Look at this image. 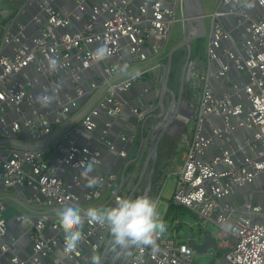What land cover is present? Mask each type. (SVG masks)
<instances>
[{
    "label": "built area",
    "instance_id": "built-area-1",
    "mask_svg": "<svg viewBox=\"0 0 264 264\" xmlns=\"http://www.w3.org/2000/svg\"><path fill=\"white\" fill-rule=\"evenodd\" d=\"M246 2L254 6L249 8ZM74 3L75 10L68 11L55 7L53 1H44L40 13L31 20L36 28L34 36L26 32V25L17 24L16 18H4L1 22L0 142L9 140L16 146L0 153V190L32 189L28 206L60 210L73 204L86 211L78 203L80 199L93 204L110 191L116 192V203L118 197L132 198L135 192L129 194L124 184L113 189L119 182L118 173L93 176L102 183L82 188L81 163L95 161L94 166L100 165L101 152L80 146L78 137L89 136L97 129L100 110L118 117L123 110L119 97L135 82L131 78L115 81L120 71L109 62L120 59L125 51L132 62L147 61L148 52L160 54L176 21L177 10L183 25L186 12L185 0H74ZM226 8L232 10L227 12ZM228 15L236 19L232 28L225 22L230 18ZM211 19L207 56L215 67L212 77L230 81V73L235 71L241 80L233 84L231 94L224 96L202 87L192 131L180 135L187 152L171 200L196 213L202 224L211 223L224 230L220 237L222 246L230 249L216 264H222L223 260L229 264H264V225L253 219L262 212V207L247 203L237 210L228 202L220 203L222 198L235 196L239 188L264 176V0H220ZM82 21V31L72 32L73 25ZM12 26H17L16 34L11 32ZM101 45L112 52L107 61H102L108 63L102 68L99 66L102 62L92 60V53ZM6 46H13L11 55L2 53ZM49 56L59 58L60 67L55 72L49 71ZM86 72L87 75L99 72L107 84L106 94L79 114L77 121L70 122L81 102L96 95L101 82L98 78L86 80ZM189 74V78L199 81L192 70ZM42 94L55 96L51 107L40 106L37 97ZM10 112L16 118L8 122ZM134 113L140 120L145 118V113L138 109ZM23 130L32 142L48 139L50 142L44 147L21 148L14 140ZM135 140V133L121 136L125 145H132ZM216 141H224L225 145L209 159ZM107 145L114 149L111 142ZM53 153L55 161L50 160ZM126 156V152H121V157ZM67 170L73 175L70 183L65 176ZM261 186L264 190V180ZM76 188L82 189L80 197L74 194ZM159 197L160 194L156 200ZM7 208L8 203L1 200L0 260L8 255L10 264H89L94 254L100 255L103 246L102 257L110 254L106 251L111 239L108 228L86 220L83 240L76 252L66 256L59 218L51 219L44 214L26 231L32 254L22 259L20 237L4 241L10 225L5 217ZM236 210L244 214L234 218ZM27 219L28 215L21 212L13 222L20 225ZM48 228L54 232L51 237L45 234ZM157 245L155 252L151 248L132 249L128 263L195 264V252L187 243L163 234ZM83 247L88 249L87 253Z\"/></svg>",
    "mask_w": 264,
    "mask_h": 264
},
{
    "label": "crops",
    "instance_id": "crops-1",
    "mask_svg": "<svg viewBox=\"0 0 264 264\" xmlns=\"http://www.w3.org/2000/svg\"><path fill=\"white\" fill-rule=\"evenodd\" d=\"M44 1H53V4L56 5L55 7L57 8L66 9L68 11L75 10L74 0H55L57 4H55L54 0H0V34H2L3 32L1 29V22L4 20V18H8L12 14V12L18 11L16 15L17 24L21 23L23 25H26L27 27L26 32L30 36H34L36 34L35 32L36 28L32 26L31 20L35 15H38L40 13L39 4H42ZM94 1L97 2L100 0H94ZM136 1L139 2L141 0H136ZM219 6H220V0H217L214 10L208 15L210 18V26L209 28L206 26L207 37H208L206 48H205L206 54H207L210 34L212 31L211 15L219 8ZM226 9H227L226 10L227 12L232 10V8H226ZM228 16L230 18H228L225 22L229 28H232L236 24V19L235 17L231 15H228ZM83 24H84L83 21L76 22V24L73 25L71 31L72 32L82 31ZM185 26L186 25H183L184 33L187 32L185 31ZM16 27L12 26L11 28V32L14 34L17 33ZM165 44H164V47H165ZM191 49L188 50V52L186 53L185 64L182 63L181 65V70L185 66L188 65V67L185 69V73H187V75L185 74L184 79L180 82L179 95L178 96L176 94L175 95L177 96V99L179 100V105L180 104L183 105L184 103H186L185 105H189L187 106V108L189 109L188 110L189 117H190L189 120L193 122L194 117H195V106L198 102V94H200L202 87L207 86L217 96H224L227 94H231V88L233 84L241 80V77L235 71H232L230 73V81L226 79L220 81L219 79L212 77V74L215 68L214 64L208 61V56H206V58H203V55H201L200 57L199 56L200 52L192 60ZM2 53H4L5 55H11L13 53V46H6L2 48ZM148 53H149L148 60L143 61V62H132L130 60L129 54L126 51L124 52L123 55H121L120 59H117V60L115 59L114 61L109 62L110 64L115 65L120 71L117 77L114 78V80L117 82H122L129 78L133 79L129 75V73L135 72L137 70H139L141 74L134 79L135 82H134V85L131 87V89L128 92H125L124 94L120 95L119 98L122 101L123 110H122V113L118 117H116L117 120H115L113 123H109L110 125H107L106 116L104 115L100 116L99 122H98L99 126L97 127V129L91 135L89 136L85 135L77 141V143L80 146H85V147H89L92 149H96L99 152L101 151V153L103 154L101 155V159H100L101 166L99 165L100 166L99 168L94 167V171L90 174L91 176H98L99 174H101V172H104V171L110 172V173H118L120 175L119 181L121 184V173L124 169V166L128 163H130L128 166H130L133 163L137 164L138 161L142 159V152L144 151L145 148H149V149L146 155L147 158L145 159V166L143 167V170L145 171L146 165L150 159L153 158L154 160V157L151 153V147L156 138H155V130H154L155 128L152 126H154V124L156 123V121H158V119H160L159 123L165 122L166 118L169 117L167 115V112H168L167 110L169 108L168 106H170V109H172V106H171V100L170 102H168L169 101L168 93L163 98V83H164V79L166 76L168 58L167 56L165 57L162 54V51L158 55H153L151 52H148ZM172 64H173V60H172ZM102 65L105 67L106 65H108V63L102 62ZM191 70H192V73H195V75H197V77L200 78L199 81L192 79V77L189 78V75H190L189 73L191 72ZM207 75L211 77L206 78ZM85 77H86V80L88 81H93L98 78L99 82L100 81L101 82L98 85L99 88L96 92V95L90 98L89 100L81 102V107L79 108L78 112H76L73 115L70 122L75 120L79 114L86 111L87 108H89L91 105H96L98 100L100 98H103L106 94L107 84L103 82L104 80L100 77L99 72L98 74L91 72ZM212 78L213 80L211 82ZM185 81H188L190 84L189 86L190 94L191 92H193V94H191V96L193 97L192 99L193 103L191 104L184 102V100H182V93H183ZM169 97L171 98V96ZM162 102L165 107L164 110L161 109ZM135 109H138L140 112L145 113V118L143 120H140L139 116L134 113ZM171 115H172V110H171L169 119L172 118ZM15 118L16 116L12 112H10L7 115L8 122L15 120ZM143 124H144V127H142ZM173 124H171V126ZM150 128H152V131L149 132ZM192 128L190 132L192 131ZM60 129L61 128L59 127L56 130L55 135L58 134ZM127 129L131 131L133 130L132 132L136 134V140L132 145H125L121 141V136L124 135L125 132H127ZM168 129L170 130L169 136L171 139L174 140V143H177L179 141L180 145L184 146V148L186 149V151L183 152L182 157H181V161L184 164V158L187 152V147L182 142L180 136H178L179 132L176 129L173 130L172 127ZM168 129H165L164 133L166 132V130L168 131ZM145 130H147L149 134V136L147 137H145ZM161 133L159 135H161ZM54 136L51 139H54ZM104 138L112 139L111 144L114 146L113 150L110 149V147L105 148L103 144ZM14 141H15L14 143L17 144L21 148H37V147H44L48 145V143L50 142V139L44 142H40V143L32 142L28 138L27 131L23 130L21 132V135L18 136ZM137 142L139 144H137ZM136 144L137 146H139V149L135 147ZM224 145H225L224 141H216L214 144V147L211 149L208 155V158L211 159L213 157L212 154L217 153L220 150V148L224 147ZM14 146L16 145H13L12 142H10L9 140L1 141L0 142V153L7 152L10 148ZM121 152H126L127 154L126 158L121 157ZM170 153H171L170 148H167L165 154L169 155ZM54 155L55 154L53 153L50 156L51 161H55L56 158ZM169 159H170V156L167 160ZM157 162H158V158H157ZM182 166L183 165L176 166L175 169H172V171L176 175V178H177L178 171L180 170ZM143 175H144V172H143ZM65 176H66L67 182L70 183L71 176H73L72 171L67 170V172L65 173ZM152 178H153V175H152ZM126 182H127V179L125 178L124 185ZM258 186H259L258 195L256 197L257 205L261 206L262 210H264V190L261 184ZM82 188H90L87 186V180L83 177H82ZM155 189L158 190V187L156 186ZM32 193L33 191H31L28 188H24L20 190H14V188L11 190H4V189L0 190V201L3 200L8 203V208L5 212V217L10 223L8 235L4 239V241L8 242L12 237H15V238L20 237L21 240H20V245H19L20 246L19 255L22 259H27L32 254V244L30 242V239L28 238V235L26 234V231H28L31 228L33 223L36 222L38 218L44 214H48L51 217V219L58 218L57 209H47V208L38 207V206H28L27 199L32 195ZM81 193H82V189L80 188L74 189V194L76 196L80 197ZM110 194H112V192ZM78 203L80 204L82 209L87 210L90 207L103 206L107 202L106 203L95 202L93 204H87L86 202L80 199ZM228 203H230L237 210L241 207V201H239L238 199L230 200ZM168 206H169V202H168ZM21 212L26 213L28 215V219L25 223L17 225L13 222V218ZM237 212L239 213V211ZM242 213L243 212L240 211L239 215H241ZM260 219H258V221H256L257 218L256 220L255 219L254 220L256 222H262L263 218H260ZM217 228H218V233L216 235L217 248L218 249L219 248L230 249L229 246L228 247L222 246L223 241H221L220 237L224 233V230L219 227ZM45 234L48 237H51L54 235V232L51 228H48ZM216 251H210V252L214 256ZM0 264H10L9 256L8 255L3 256L0 260Z\"/></svg>",
    "mask_w": 264,
    "mask_h": 264
},
{
    "label": "rangeland",
    "instance_id": "rangeland-1",
    "mask_svg": "<svg viewBox=\"0 0 264 264\" xmlns=\"http://www.w3.org/2000/svg\"><path fill=\"white\" fill-rule=\"evenodd\" d=\"M217 0H202V6H203V11L205 14V21H206V26L209 28L210 26V18H209V14L214 10L215 6H216ZM180 12L179 10H177V14H176V21L172 24L169 36H168V40L165 44V47L162 50V54L164 56H167L169 51L174 48L175 46L181 44L184 41V29H183V25L182 22L180 21ZM185 31H187V27L185 26ZM1 36V34H0ZM208 37H203L200 39H196L194 40L191 45H190V49L191 47H194L196 45V47L201 48L200 50V57L201 55H203V58H206L207 54L205 53V48H206V43H207ZM182 49L185 50V52L187 53L188 47H182L181 49L175 51L174 55H175V61H174V67H175V71H174V80L171 83L170 86H172L173 91L175 89L178 88V86H180V82L182 81V78L185 77V74L187 75V73H184L183 70L184 68L181 70V65L182 63L185 64V56L184 57H180V55H178L179 53H182ZM173 55V56H174ZM195 56H193L192 60L194 59ZM184 74V75H183ZM191 82V81H190ZM186 84V89H189V82L185 81ZM169 88V87H168ZM170 89V88H169ZM171 90V89H170ZM172 91V90H171ZM191 94H193V92H191ZM191 94L189 93V96H185L183 98L184 102H187L189 104L193 103V97L191 96ZM170 95H168V102H170L171 98L169 97ZM183 104V103H182ZM186 103H184L183 105H179L177 110H176V115L174 120L170 121V114H171V110L170 106H168V112L167 115L169 117L166 118L165 122H160V119H158V121H156V123L154 124L153 129L155 130V138H157V136L161 133L163 127H167L166 129L172 127L173 130H177L178 136H180L181 134H187L190 132L191 128L193 127V122L191 120H189V112H188V108L187 106L189 105H185ZM172 116V115H171ZM169 119V120H168ZM168 121H170V124H166ZM174 123V124H173ZM165 124V125H164ZM171 124H173L171 126ZM152 131V128L149 129V132ZM169 129L168 131L166 130V132L160 137L159 141H158V145H157V151H158V161H159V168L158 171H161V175L160 178L158 180V182L156 183V186L158 187V190L155 189L154 190V194H152V199L156 200V198L159 196V204H158V211L162 217V219L164 218V215L166 213L167 207H168V202L172 197L173 194V190L175 188V179H176V175L175 173L172 171V169H175L176 166H181L183 165V162L181 161V157L184 151H186V149L184 148V146H181L179 141L177 143H174V140L170 138L169 136ZM149 136L148 131L145 130V137ZM160 136V135H159ZM158 136V137H159ZM139 142V141H138ZM137 142V144H139ZM137 144L135 145V147L137 148ZM167 148H170L171 153L169 155L165 154ZM149 148H145L144 151L142 152V159L138 161V163H133L130 165L129 169L126 172V186L125 189L126 191L130 194L132 192L133 196L132 199H135L137 196H141L144 194L147 184H148V178H149V174L151 172L152 169V165H153V158L149 160V162L146 165V169L145 171L143 170V167L145 166V159L147 158V152H148ZM170 156V159L167 160ZM176 165V166H175ZM144 172V175H143ZM143 175V177H142ZM156 188V187H155ZM161 192V193H160ZM246 190L243 188H239L237 190L236 194H245ZM110 191H107L103 197L97 201L100 203H106L109 201L110 199ZM240 201V199H238ZM242 202V200H241ZM115 203L112 202L110 204H108L106 207H114ZM105 208V207H104ZM234 218H236L238 216V213H235ZM183 220V225L180 228L179 231H175L173 234H171L172 238L177 239L179 242H184L187 239H189V237L193 236L196 238L197 242H202L203 238L200 236V227L197 224V221H195L194 219H192L190 216H185L182 218ZM258 219L260 218H255L256 221H258ZM261 220V219H260ZM204 230L209 231L210 233H212V235L216 236L218 233V228L217 226L211 224V223H207L204 225L203 227ZM231 243V242H230ZM102 257V255H101ZM128 258L129 256H121L120 258L115 259L117 260V264H128ZM213 258L212 253L206 252L204 254H195L194 256V261L195 264H210L211 260ZM114 261V257L113 254L110 252V254L108 255V257L105 260L104 264H112ZM91 264V261L90 263ZM222 264H229L227 263L225 260L222 261Z\"/></svg>",
    "mask_w": 264,
    "mask_h": 264
},
{
    "label": "clouds",
    "instance_id": "clouds-1",
    "mask_svg": "<svg viewBox=\"0 0 264 264\" xmlns=\"http://www.w3.org/2000/svg\"><path fill=\"white\" fill-rule=\"evenodd\" d=\"M247 7H253L247 3ZM112 55L111 49L101 45L92 53L95 63L107 61ZM60 67L58 57H48L49 71L55 72ZM141 73L139 70L129 73L135 79ZM55 100L54 95L42 94L37 101L42 108H49ZM95 161L87 164L81 163L83 171L81 176L87 180L88 187H95L102 181L90 174L94 171ZM158 200L148 195L137 196L135 199L129 197H118L114 207L97 208L90 207L82 211L78 205H65L58 210L59 225L64 233V254L76 252L79 243L83 240L82 229L87 220L106 226L110 232L111 239L107 241V252L113 254L114 259L121 256H131L132 249L151 248L153 252L158 250L157 240L167 231V226L158 211ZM91 264H102V257L94 254Z\"/></svg>",
    "mask_w": 264,
    "mask_h": 264
},
{
    "label": "water",
    "instance_id": "water-1",
    "mask_svg": "<svg viewBox=\"0 0 264 264\" xmlns=\"http://www.w3.org/2000/svg\"><path fill=\"white\" fill-rule=\"evenodd\" d=\"M54 2L56 3V1H54ZM39 5H41V4H39ZM185 12H186L185 25L187 27V32L184 35V41L181 44L172 48L167 55V58H168L167 71H166V76H165L164 83H163V98L166 96L167 93L171 96V106H172V116H171L172 118L170 119L171 123L175 118L176 110H177L178 105H179V100L177 99V96L167 86L169 76L171 73V69H172L173 55H174L175 51L181 49L182 47H188V49H190V45L194 40L207 36L206 21H205V14H204L203 7H202V0H185ZM233 38H235V36H233ZM111 61H114V59H112ZM99 66L101 68L104 67L102 65V63H100ZM186 68H187V66L184 67V71H183L184 73H185ZM85 75H87V72L85 73ZM183 79L184 78H182V80ZM212 80H213V78L211 79V82H212ZM219 80L221 81L223 79H219ZM162 101H163V99H162ZM164 108L165 107H164V104L162 102L161 109L164 110ZM100 114L106 116L107 124L113 123L115 120H117V118L110 116L108 114V112L105 110H100ZM77 120H78V118H77ZM77 120H75V121H77ZM170 121H168L166 124H170L169 123ZM142 127H144V124L142 125ZM166 128H167L166 126L163 127V131H162L161 135L159 137H157L152 144L151 153L154 157V161H153V165H152V170H151L149 178H148V184H147L146 190H145L143 195L149 196L151 186H152V175H153L154 168L156 166L157 158H158L157 145H158V141H159L160 137L164 134V131ZM132 131L127 129V132H125L124 135H122V136L127 137L133 133ZM81 137H83V136H81ZM81 137H78V138L80 139ZM111 140L112 139H110V138H106L103 141L105 148L109 147L107 144H108V142H111ZM101 155H103V154L101 153ZM129 164L130 163H128L124 166V169L121 173V185H120V187L124 184L125 170ZM100 166L98 165V166H94V167L99 168ZM101 174H113V173L104 171V172H101ZM263 180H264V176L259 177L258 180L255 181L253 184H249V185L243 187V189L246 190L244 195L243 194H236L235 196L222 198L220 200V203H226V202H229L230 200H235V199L236 200L240 199V201H241V199H242L241 206H244L247 203H251L253 206H256L257 205L256 197L258 195V189H259L258 185L262 184ZM14 190H20V188L15 187ZM30 190L32 191V189H30ZM115 198H116V192L111 194L109 201L105 205L97 206V208L106 207L108 204L114 202ZM115 205H116V203H115ZM238 216H239V213H238ZM255 218H263V221L259 222V223L264 225V210H262V212L260 214L253 216V219H255ZM187 244L192 248V250L195 252V254H199V255L204 254V253L209 252V251H216L218 249L217 248V238H216V236L212 235L211 233H206L203 236L202 242H197L196 238L191 236L187 240ZM83 251H84V253H87L88 249L86 247L85 248L83 247ZM107 257H108V255L105 257H102V264L105 263V258H107ZM112 264H117V261H116V263L113 262ZM128 264H130V263H128Z\"/></svg>",
    "mask_w": 264,
    "mask_h": 264
},
{
    "label": "trees",
    "instance_id": "trees-1",
    "mask_svg": "<svg viewBox=\"0 0 264 264\" xmlns=\"http://www.w3.org/2000/svg\"><path fill=\"white\" fill-rule=\"evenodd\" d=\"M18 11L12 12V14L7 18V19H13L16 18ZM191 57L193 58V56L198 55V53L200 52L201 48L196 47V45L194 47H191ZM182 53H179L178 55H180V57H184L186 56V52L184 49H182ZM166 57V56H165ZM166 61V60H164ZM174 61H175V55L173 57V64H172V69H171V73L169 76V80H168V87L173 91V88L171 85V83L174 80V71H175V67H174ZM173 92H175V94L178 96L179 95V86L177 89H175ZM189 89H186V84H184V88H183V93H182V100L185 96H189ZM137 148L139 149V146H137ZM130 166L127 167V170L129 169ZM159 168V161L157 162L155 168H154V173H153V178H152V191L149 194V197H152V194L154 193V189L156 187V183L158 182L160 175H161V171H158ZM126 172H125V178H126ZM120 186V181L115 185V187L113 188L114 190L118 189ZM126 186V183L125 185ZM185 216H190L192 219H194L195 221H197V224L199 225L200 229V236L203 238V235H205L206 233H210L209 231H206L203 229L202 226H204L201 221L198 219L196 213H194L193 211L189 210L188 208H185L183 206H179L176 205L172 202V200L170 199L169 201V206L167 209V212L163 218L164 222L166 223L167 226V231L164 233L165 236L167 237H172L171 234H173L175 231H179L180 228L183 225V217ZM177 240V239H176ZM188 240V239H187ZM187 240L181 243H187ZM229 249H223V248H219L214 256L213 259L211 260L210 264H216L217 260H221L225 257L226 253L228 252ZM104 251V246L102 247L101 251H100V255L103 253Z\"/></svg>",
    "mask_w": 264,
    "mask_h": 264
},
{
    "label": "bare ground",
    "instance_id": "bare-ground-1",
    "mask_svg": "<svg viewBox=\"0 0 264 264\" xmlns=\"http://www.w3.org/2000/svg\"><path fill=\"white\" fill-rule=\"evenodd\" d=\"M116 261H117V260H115V259H114V261H113V262H114V263H116Z\"/></svg>",
    "mask_w": 264,
    "mask_h": 264
},
{
    "label": "flooded vegetation",
    "instance_id": "flooded-vegetation-1",
    "mask_svg": "<svg viewBox=\"0 0 264 264\" xmlns=\"http://www.w3.org/2000/svg\"><path fill=\"white\" fill-rule=\"evenodd\" d=\"M204 236V235H203Z\"/></svg>",
    "mask_w": 264,
    "mask_h": 264
}]
</instances>
